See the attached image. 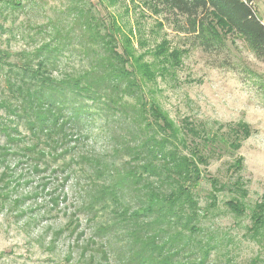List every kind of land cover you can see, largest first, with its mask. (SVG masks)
<instances>
[{"label": "rangeland", "instance_id": "rangeland-1", "mask_svg": "<svg viewBox=\"0 0 264 264\" xmlns=\"http://www.w3.org/2000/svg\"><path fill=\"white\" fill-rule=\"evenodd\" d=\"M18 2L21 7L12 10L0 1V47L13 53L31 51L50 39L51 23L60 20L66 27L73 19L69 10L88 7L100 21L108 22V14L117 17L145 61H156L155 52L176 56V67L157 75L149 88L176 124L188 119L201 134L214 136L199 145L207 156L195 191L200 236L221 242L236 262L258 258L264 264V241L247 232L251 209L264 200V61L213 15L209 23L222 42L206 46L140 0ZM252 5L264 23V0ZM74 42L72 54L60 57V68L79 67ZM87 113L76 123L77 134L49 147L0 104V264H129L128 233L134 225L125 209L137 208V192L129 185L121 190L109 185L120 180L115 167L129 166V156L122 153L130 125L96 107ZM213 179L223 188L210 205ZM236 182L246 190L241 216L226 206L240 196ZM220 253L211 254L209 263L218 264Z\"/></svg>", "mask_w": 264, "mask_h": 264}, {"label": "trees", "instance_id": "trees-1", "mask_svg": "<svg viewBox=\"0 0 264 264\" xmlns=\"http://www.w3.org/2000/svg\"><path fill=\"white\" fill-rule=\"evenodd\" d=\"M0 1L12 10L21 7L18 0ZM140 1L143 7L174 23L177 31L200 38L206 46L222 42L209 23L213 15L264 61V23L252 0ZM68 14L71 22L66 27L60 20L51 23L50 39L31 51L13 53L0 47V104L11 116L23 119L30 134L43 138L49 147L77 134L76 123L88 114L89 107L130 125L122 153L129 156V166L115 167L120 180L109 185L119 190L129 185L137 192V208L130 212L125 209L127 222L134 225L128 233L129 264H210L211 254L223 249L218 264H260L258 258L236 262L221 242L200 236L201 208L195 191L202 176L200 166L207 163V156L199 145L215 140L214 136L201 134L188 119L176 124L149 88L157 75L164 76L176 67V56L155 52L156 61H145L114 15L108 14V22L100 21L88 7L73 8ZM0 30L4 31L2 25ZM75 40L79 47L76 54L81 55L79 67L60 68V57L65 51L72 54ZM6 136L7 142L13 141L9 134ZM232 146L237 149L239 144ZM240 164L238 158L236 167ZM211 184L213 205L223 187L215 179ZM235 188L240 196L231 197L226 206L241 216L246 212V190L240 182ZM110 194L116 196L114 190ZM249 217L248 235L264 241V200L254 204Z\"/></svg>", "mask_w": 264, "mask_h": 264}]
</instances>
